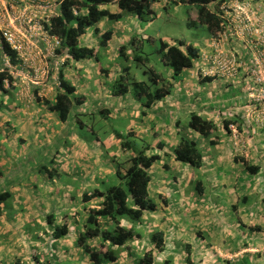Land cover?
Returning <instances> with one entry per match:
<instances>
[{
  "label": "crops",
  "instance_id": "0c3cea01",
  "mask_svg": "<svg viewBox=\"0 0 264 264\" xmlns=\"http://www.w3.org/2000/svg\"><path fill=\"white\" fill-rule=\"evenodd\" d=\"M11 1L21 7L24 5L25 7L28 6V0L27 2L25 0ZM176 1H184L182 4L186 5L189 0H161L157 5L161 3L169 4L170 2L175 5L181 4V2L177 3ZM10 3L8 0H0V16L3 23L8 22L7 15H9V12L5 5L8 4L10 6ZM237 4L244 7L246 14L240 15L238 13V9L235 7ZM113 11L116 12V10ZM217 11L221 17L225 14L230 22H225L224 28L217 34V48L232 50L244 60L245 66L242 74L231 79L216 78L207 81L202 76L197 75L196 68L185 70L176 77L169 71L168 79L171 82L168 87L169 85L172 87L170 94L162 100L154 102L149 109H145L142 102L137 98L128 95L122 97L112 96L116 102L108 100L107 103L109 105L105 108L97 107L95 101L91 102L85 97L86 92L90 90L93 92V89H90V82L94 75L89 76L87 79L86 75L77 73L81 69L86 71L87 67L81 65L80 62L73 66L75 62L72 60L69 62L66 59V55L67 64L63 68L64 73L67 79L76 87L77 97H82L84 103L81 106L74 105L69 120L60 122L58 117L49 111L43 101L45 99L54 101L57 94L60 93L58 74L61 66L57 68L55 61H53L47 74L43 72L35 73L33 68L23 65L10 71V74L15 79L13 83L15 89L9 90L2 95L7 108L5 112L0 113V169L5 174L4 177L0 178V189L3 193L10 192L12 198L9 199V205L11 206L0 217V236H6L4 225L8 222V230L12 231V233L10 236L7 235V240L11 242L14 240L12 239L14 236L16 239V234L13 231L17 228L16 225L20 221L19 218L28 220L29 216L37 217L29 209L32 205H44L46 203V210L49 213H45L46 210H44L41 212L42 216L39 213V217L41 216V219L44 217L43 221L48 225L46 233L44 229L39 232L43 233L42 237L52 238L53 241L47 247L48 253L37 250V245H31L35 249V253L28 257L25 264H53L52 260L61 256H67L69 262L75 260L76 264H89L83 253L79 249L74 248L78 235L76 227L83 225L84 211L90 206L94 208L99 201H93L91 204L82 201L84 193L90 195L92 192L91 189L88 190L81 187L82 178H89L90 184L85 185L87 187L92 185L95 188L97 186L95 179L98 176L103 177L106 173L113 175L118 164L121 166L119 161L129 158L137 152H147V150L149 155L155 154L160 157V160L150 170L152 182L149 191L152 200L157 205V210L154 213L145 214L143 226L139 223L136 227L141 235L140 238L132 241L129 249H124L119 261L113 264H137L147 252L152 250L155 264L159 262L157 261V255L163 254L167 256L166 260L171 259L172 256L169 254L172 253L170 239L160 229L162 224H167L169 221H172V224L176 222L177 225L182 223L194 230L198 223L203 222V219H197L195 216L202 214V209L212 211L214 208L213 213L215 214H213V217L216 221L213 225H217L219 219L216 211L218 212L219 208H224V206H220L217 202L210 201L211 199L209 200L206 197L207 191L204 182L205 190L202 196H197L194 183L200 178L207 179L206 184H208L212 192H216L217 196H224L222 200L226 204H230L229 209L236 205L228 202L229 200L233 201V197L241 198V200L244 197H248L249 203L237 206V209H241V217L243 215L246 216L245 219H242V223L249 224V220L253 219L256 220L255 223H252L254 226L264 227V104L254 106L248 99L244 102L243 96L246 97L247 94L242 91L247 81L244 74L247 72V67L250 66L254 56V44L256 51L262 49L264 0H225L221 6L219 5ZM236 17L240 19L238 22ZM237 24H242V29L236 26ZM255 28L260 29V35L250 34L251 30L255 31ZM119 31L124 42H130L136 38L133 36V30L131 33V30H129L128 34L123 27H120ZM209 33L211 36V32ZM115 40L116 38L113 35L107 48L115 43ZM173 44L175 43L173 42L170 45ZM210 52V43H208V46L202 45L199 49L201 56ZM108 62H111V60ZM197 64H199L198 61ZM40 66L38 64L36 66L38 67L37 69H40ZM104 71L105 69L100 66L97 69V80L100 81L98 82L100 84H97L96 87L98 91L107 88L106 80L113 81V77L110 74L107 76ZM160 77L161 82L158 80L157 84L166 86L165 80H163L161 75ZM34 79H38V85ZM8 97L11 99H8ZM99 98H103L102 93ZM255 110L258 111L251 115L250 113ZM8 111H14V114L8 115ZM115 112H119L120 115ZM192 114H198L218 125L219 144L217 146L210 148L208 142L203 141L189 129V120ZM243 116L250 119L247 124L242 120ZM82 117H92V124L97 123L96 117L99 118V122L103 117L120 118L126 121L129 126L123 132L124 134L111 132L109 136L107 135L111 138L107 137L103 140L94 133L93 126L88 127V131L96 138L94 144L93 141L88 144L80 140L71 131H68V129L73 130L71 127L74 124L81 129H85V123L80 119ZM230 118H236L238 121L239 134L227 133L223 130L222 122L224 119ZM21 122L24 126L26 125L23 131H21ZM69 122H71L70 125ZM251 123L252 125H249ZM37 131L40 132L42 137L47 138L48 144L43 146V144L37 143V138L35 137ZM65 131L67 132L66 137H61L62 140L56 141L54 139L65 134ZM127 133L135 141L132 142L133 147L126 151L123 149L122 144H127L123 139V135ZM185 134H189L195 140L204 142L205 167L203 170L195 171L174 160L173 151L178 145L179 137ZM118 135L122 138H119ZM20 139L21 141L18 143ZM69 140H71V144L67 145ZM13 141L15 143L10 145L9 143ZM141 145L144 147L139 150ZM32 152L34 153L32 154ZM9 153L12 154L11 159H9ZM7 154L8 156H6ZM101 155L104 157L102 158ZM65 158H67L68 162L64 160ZM239 158H243L244 162L248 164L260 167V172L257 175H251L244 169L243 163L237 161ZM16 163H19V168L16 167ZM43 165L48 166L52 172H54L53 169L58 170L62 173L61 176H54L53 179H50L46 174L40 172ZM120 168L122 172H125L129 168V164H125V166ZM172 174L174 175L172 176ZM153 175L156 178H153ZM75 183L79 186L75 185ZM38 188L47 189L52 194L45 199H37ZM72 191H75L78 197L75 200L74 207L71 205L70 193ZM60 195L63 196V199H61ZM176 195L180 198L175 199ZM184 200L186 205H182ZM204 200H206V203L203 202ZM191 203H196V205H188ZM52 205H56V208L63 205L61 214L70 210L68 213L74 215L72 218L75 226L71 227L72 231L68 236L60 240L54 239L50 234V232H53L51 229L58 225L56 220L59 214L57 211L55 214L52 213ZM69 205L71 209H69ZM177 205H180V208ZM20 208H25L26 213L23 214L24 212L20 211ZM229 209L224 210L225 216H227V212H229L228 216L232 214L233 211H228ZM9 210L17 211L18 214L10 213ZM50 216L55 217L52 221V224L54 223L52 227H50ZM259 217L261 218L257 221ZM228 219L229 222H236L237 220L236 217ZM66 222L69 224L67 220L63 224ZM37 225L39 226L37 228H41V224L39 225L38 223ZM130 226L131 224L128 225V227ZM251 229L249 226L246 230V237L238 244L235 243L236 240H233V243H231L232 248H229L228 242L218 240V231L210 229L198 231L195 234L196 236L189 237L188 241H185V238L177 241L179 247L177 253L181 252L183 255L186 254L187 257L185 249L187 245H190L192 249L195 248V250H192V255L197 264H210L212 262L210 259L214 257L228 258V256L231 257V260H234V257L238 258L233 261L234 264H239L238 261L243 257H249L253 263V260L257 259L262 262L261 264H264V232H253ZM141 230L144 231L146 239ZM154 231L163 232L166 236V249L163 253H155L153 246L149 243V237ZM205 236L209 238L208 241ZM40 240L41 237L37 236L36 241ZM2 244L0 243V246ZM60 244L63 245L62 248H65L64 250L60 249ZM219 248H223V252L220 251L213 255L212 252L217 251ZM59 249L60 252L57 251ZM238 250H240L238 252L239 256L226 253H233L232 251ZM173 252L175 253V250ZM27 256H29V253ZM219 260L216 259L217 262ZM217 262L212 264H218ZM181 263L185 264L184 259L179 261L178 264Z\"/></svg>",
  "mask_w": 264,
  "mask_h": 264
},
{
  "label": "trees",
  "instance_id": "16d2710c",
  "mask_svg": "<svg viewBox=\"0 0 264 264\" xmlns=\"http://www.w3.org/2000/svg\"><path fill=\"white\" fill-rule=\"evenodd\" d=\"M161 0H56L57 15L50 21V26L46 25V29L52 36H56L60 40V47L57 50L59 56H66L69 62H80L86 59L96 57V50L91 47L81 46L80 38L87 31L100 24L103 20L120 22L123 19L124 12L134 14L140 19L145 17H153L154 6ZM184 2V1H176ZM225 0H189L187 4L198 9V23L205 25L208 31L212 34H217L223 24V19L219 16L218 7ZM174 4V3H173ZM114 6L116 10H108L109 6ZM114 33L112 30L105 31L101 36L100 47L107 48L112 40ZM135 39V38H134ZM133 39V40H134ZM4 42V41H2ZM130 44V43H129ZM3 50L0 49V68L3 66V57L7 56L11 60L13 66L19 64L16 60L15 53L9 48L6 43H3ZM127 46L123 45L120 48L121 58L128 60ZM160 53L163 54L166 65L173 70L174 76H178L185 70L195 68L202 69V56L197 48L191 45H186L184 42H178L176 45H170L167 42L160 41ZM139 60V58H138ZM197 61L199 64H197ZM60 68L58 74L60 93L57 94L54 101L45 99L43 103L49 111L58 117L60 122H67L71 115L73 106H81L84 103L82 97H77L76 87L67 79L64 73V66ZM197 64V65H196ZM122 74L112 73L105 69V73L112 77L117 76L113 83L112 93L115 97L128 95L131 90H135V98L142 102L145 109H149L154 102L167 97L172 87H159L158 80L161 82L160 74L155 70L150 69L151 84L145 82L131 83L130 82V67L122 69ZM239 77V76H236ZM235 78V77H233ZM207 81L212 78H205ZM231 79V78H230ZM164 80V79H163ZM15 79L10 74V71H2L0 69V93L7 92V88L15 89L13 83ZM6 82L8 86H6ZM260 106L259 104H253ZM4 101L0 95V113H2ZM259 110V109H258ZM250 113L253 115L256 111ZM247 115V114H246ZM248 116V115H247ZM244 117V118H243ZM242 120L245 124L250 120L243 116ZM236 118L224 119L222 122L223 130L227 133L239 134ZM249 125H252L249 124ZM189 129L197 134L203 141L208 142L210 148H214L219 144L218 125L198 114H192L189 120ZM128 134V133H127ZM119 138H122L118 135ZM199 140L193 139L188 135H181L177 147L173 151V157L176 162L184 164L195 171L203 170L205 167V146L204 142H200L204 150L200 148ZM124 150H130L133 145L127 141L122 144ZM160 160L158 155H149L148 150L137 152L134 155L126 158L124 163L129 164V168L121 171V166L118 164L116 168V176L121 180V184L112 185L107 190L101 191L94 189L91 194L84 193L82 201L91 204L93 201H99L94 208L88 207L85 212V218L82 224L77 228L78 235L75 240V249H79L88 259L89 264H113L120 259L124 249H129V245L135 239L140 238V233L136 229V225L141 223L146 213H154L157 210L156 203L150 198L149 188L152 182L150 174L151 168ZM237 161L243 163V167L251 175H257L260 172V167L244 162L243 158ZM49 170L46 165L42 166L41 173L46 174L50 179L54 176L60 177L62 173L53 169ZM5 174L0 169V178ZM207 180V179H206ZM205 178H200L194 183V189L197 196L203 194V182ZM12 198L10 192H1L0 189V217L6 212V207L9 205V199ZM249 198L244 197L240 203L233 205L234 209L237 206L249 203ZM50 227L54 225L52 221L55 217H49ZM126 223L131 224V227L125 226ZM52 237L60 240L69 235L72 231L71 226L66 222L62 226H55L51 229ZM253 232H264V228H252ZM163 232L154 231L150 235V243L152 248L158 253L165 252L166 241ZM187 257L185 264H197L192 255L191 246H187ZM239 264H254L249 257H243L238 261ZM44 264V263H38ZM46 264V263H45ZM137 264H155L153 250L146 253ZM164 264H172L171 259H167Z\"/></svg>",
  "mask_w": 264,
  "mask_h": 264
},
{
  "label": "rangeland",
  "instance_id": "374dc122",
  "mask_svg": "<svg viewBox=\"0 0 264 264\" xmlns=\"http://www.w3.org/2000/svg\"><path fill=\"white\" fill-rule=\"evenodd\" d=\"M8 1L11 2L10 5H13V4L17 5L15 2H12L11 0H8ZM5 7L9 9L8 4ZM114 9L115 7L113 5L108 7V10L112 11ZM153 10L155 11L154 12L155 16L148 17V18L145 17V19H140L138 16L134 14L124 12L123 19L120 22L103 20L100 24L96 25L95 27L90 28L87 31V33L80 38L81 46L94 48L96 49V53H97L96 57L94 58L80 61L81 65H84L87 67V70L85 71V69H81V70H78L77 72L79 74L86 75L87 79L89 76L94 75V78H91L92 81L90 82L91 83L90 89H93V92L91 90L89 92H86L85 97L87 100H91V102L95 101L97 107L105 108L106 106L109 105L107 103L108 100L116 102L112 98L113 93L111 91L112 90L111 86L115 82L116 78H118L117 76L113 77L112 82L106 80L105 84L107 88H104L102 91H98L96 87H97V84H100L98 83L100 81L97 80V74H98L97 69L99 68V66L106 70L111 71L112 73H117L118 75L122 74V71H123L122 69L126 67H130V79H129L130 82L131 83L145 82L147 84H151V74L149 73L150 72L149 70L152 69V70H155L156 73L162 76V78L165 80L166 86H168V84L171 82L168 79V73L169 71L173 73V70L170 66L166 65L163 54L159 52L160 41L162 40L169 44L174 42L175 44L173 45H176L178 42H184L186 45H191L192 47L197 48L198 50L202 47V45L208 46V41L210 40V33L208 31V28L205 25L198 23L199 22L197 20L198 9H196L194 6H190L189 4L185 5L182 3L179 5L178 4L175 5L170 2L169 4H166V3H161L159 5L156 4ZM120 27H123L126 30V33L128 34H129L128 32L129 30H131L130 33L133 30V36H135L136 38L134 40H131L130 42H124L122 40V34L119 31ZM108 30H112L116 40H115V43H113L110 47L103 49L100 47V42L102 38L101 35L105 31H108ZM116 44L118 45L116 46V48H114ZM121 45L127 46L126 54H127L128 60H124L123 58H121V54H120ZM110 60L111 62H108ZM76 65H77V62L73 64V66H76ZM134 91L135 90H131L128 96L135 98L136 91L135 93ZM101 93H102L104 100H102L103 98H99ZM92 95H93V99H92ZM8 99H11V98L8 97ZM247 99H248L247 95L246 97L243 96L244 102ZM6 108H7V105L3 107L2 112H5ZM115 113L120 115L119 112H115ZM7 114L12 115L14 114V111H8ZM80 119L82 122L85 123V129H81L78 125L74 124L71 127L73 128V130L68 129V131L69 132L71 131V133L77 135L80 138V140L87 142L88 144H91L92 141L94 144L95 139H96L95 136H93V134L88 131V127L93 126L92 128L94 130V133L97 136H99L101 140H103L107 138L111 134V132L112 133L120 132L121 134H124L123 132H125L129 126L126 121L120 118L113 119V118L103 117L102 120H100L99 122V118L96 117L97 123L95 124H92L93 122L92 117L90 118L82 117ZM70 123L71 122H69V125ZM25 126L21 122V131L24 130ZM66 133L67 132L65 131V134H62L59 136V138H54V139L56 141L62 140L61 137L63 138L66 137ZM185 135H188L190 137L189 134H185ZM35 137L37 138V143L43 144V146L49 143L47 138L42 137L40 132L38 131L36 132ZM108 138L110 139L111 137H108ZM123 139L126 142L128 141L130 145H132V142L135 141L128 134L123 135ZM55 140H54V143H55ZM20 141L21 139L18 141V143H20ZM197 142L199 143L200 148L204 150V147L200 143L201 141H197ZM14 143L15 141L10 142L9 144L13 145ZM70 144H71V140L68 141L67 145H70ZM43 146L41 145L42 148H44ZM143 147L144 146L141 145L139 150H142ZM53 152L55 151L53 150ZM33 153L34 152H32V154ZM6 156H8V154ZM11 157H12V154L9 153V159H11ZM101 157L103 158L104 156L101 155ZM125 159L126 158H124L123 160L119 162L123 164ZM64 160L68 162L67 158H65ZM16 167L17 168L20 167L19 163H16ZM173 175L174 174H172V176ZM154 177L155 176L153 175V178ZM95 180L97 181V186L95 188L92 185L87 187V185L85 184H90L89 178L88 179L82 178L83 183L81 187L87 188L88 190L91 189L92 191L94 189H99L101 191H104L110 188V186L112 185L121 184V180L116 176V173H113V175L106 173L105 176L103 177L98 176ZM204 183H205L206 191H207L206 197L209 200L211 199L210 201H213L215 203L217 202L220 206H224V208L223 207L219 208L220 210L218 212L216 211L219 222L217 225H213V223L216 221L213 217V214H215L213 213V210H214L213 208L212 211L210 210L208 211V209H202L201 211L202 214H198L195 216L197 219L199 218L203 219V222L198 223L196 229L194 230L191 229L189 226L184 225L182 223H179L177 225V223L175 222L172 224V221L167 222V224H162L160 226V229L166 233V236H168L171 242L170 246H171L172 253H169V254L172 256L171 257L172 264H178L179 261H183V259L185 262V259H186V254L183 255L181 252L177 253L179 249L177 241H179L182 238H185V241H188V238L196 236L195 234L198 233V231H202L205 229L216 230V232L217 231L219 232L218 240L219 241L224 240V242H228L229 248H232L231 243H233V240H236L235 243L238 244L239 242L242 241V239L246 237V230L249 228V226H250V229L252 227L253 228L262 227V226H254L252 223H255L256 220H253V219L249 220V224L242 223V219H245L246 216L243 215L242 216L243 218L241 217V213H240L241 209H234L233 207L229 209L230 204H226V202L222 200L224 196L223 195L217 196L216 192L215 193L212 192L211 188H209L208 184H206V179ZM75 185H77V183H75ZM215 188H220V187H215ZM51 194L52 192L47 191V189L38 188L36 198L45 199L48 195H51ZM149 194H150V191H149ZM54 196L56 197V195ZM60 197L61 199H63L62 195H60ZM70 197H71V205L72 207H74L75 200L78 198L76 195V192L72 191L70 193ZM150 198L152 199L151 194H150ZM179 198H180L179 196L177 195L175 196V199H179ZM233 198H234L233 201H230V200L229 201L227 200V201L231 204L240 203L241 198H238V197H233ZM203 202L206 203V200H204ZM182 203H183L182 205H186L185 200L182 201ZM188 205H196V203L194 204L191 203ZM10 206L11 205H7L6 209L8 210ZM177 206L180 208V205H177ZM46 207H47L46 203L44 205H32V207L29 210L31 213L36 214L37 217L33 218L32 216H29L28 220H26V218L25 219L19 218L20 221L16 225L17 228L15 231H13L16 234V239H15V236L13 238L10 237L14 239L11 242L7 240V235L10 236L12 231L10 232V230H8L9 229L8 222L5 223L4 228L6 229L4 231H5L6 236L5 237L0 236V243H3L5 245L4 247H3V244L0 246V264H18V263L25 264V261H27L28 257H30L31 254L35 253L34 252L35 249H33L31 245H37L38 247L36 248L37 250L48 253L47 247L49 246L51 242H53L52 238L49 239L46 237H42L43 233L39 232L41 229H44L46 233V227L48 224L46 225V223L43 221V219H45L44 217L41 219V216H42L41 212L46 210L47 209ZM62 207L63 205H60L57 208H56V205H52L51 207V211L53 214H55L56 211L59 212L57 216L58 219L56 220V222L58 223V225L62 226L64 221L67 220L69 224L71 225V227L73 228L75 225H74L72 216L74 217V215L68 213L70 210H68V212L66 213L61 214ZM69 209H71L70 205H69ZM225 209H229L228 211H233L232 214L228 216L229 212H227L228 217L225 216L224 214ZM19 210L23 211L24 212L23 214L26 213L25 208L23 209L20 208ZM9 212L15 213L16 215L18 214L17 211H13V210H9ZM39 213H41L40 217H39ZM45 213H49V211L46 210ZM235 217L237 219L236 222H229L228 218L234 219ZM260 218L261 217H259L257 221L260 220ZM38 223L39 225L41 224V228H37L39 227L37 225ZM143 224H144V220L141 221L142 226ZM125 226L128 227V223H126ZM142 232H143L144 238L146 239V235L144 231ZM50 234L52 235V232H50ZM37 236L41 237L40 241H36ZM205 238L207 241L209 240L207 236H205ZM149 243H150V240H149ZM187 246H190V245H187ZM59 247L61 249L63 245L60 244ZM60 249L57 251L60 252ZM64 249L65 248H62L61 250H64ZM193 249L195 250V248ZM174 250H175V253L173 252ZM222 250L223 248H219L217 251L212 252V254L215 255L217 252H220ZM154 252L158 254L157 251H154ZM232 252L233 253H229V252H226V253L238 255V252H240V250L235 251V252L232 251ZM28 253H29V256H27ZM166 257L167 256L163 254L157 255V261H159L157 264H164L166 261ZM67 259H69L67 258V256H61L58 259L54 258L52 262L53 264H76L75 260H73V262H69ZM216 259H220V260L217 262ZM237 259H238L237 257H234V260H231L230 256H228V258L227 257H223V258L214 257L210 259V261H212L210 264L214 262H217L218 264H230V263H233V261H236ZM253 261L255 264L262 263L258 261L257 259H254Z\"/></svg>",
  "mask_w": 264,
  "mask_h": 264
},
{
  "label": "built area",
  "instance_id": "2783aa9c",
  "mask_svg": "<svg viewBox=\"0 0 264 264\" xmlns=\"http://www.w3.org/2000/svg\"><path fill=\"white\" fill-rule=\"evenodd\" d=\"M25 1L27 2V0ZM57 7L56 0H28L27 7L25 5L21 7L18 4L9 6L8 22H1L0 16V38L15 53L16 60L19 62L17 66H13L10 58L4 56L2 71H11L13 67L17 68L23 65L33 68L35 73L47 74L53 61L57 68L66 62L64 56L57 54L60 47L59 38L52 36L46 29V25L50 26L51 19L57 15ZM235 7L240 15L246 14L243 6L236 5ZM250 34L260 35L261 32L260 29L255 28V31ZM261 42L262 49L254 54L251 64L244 74L247 81L242 90L248 94L251 104L259 105L264 104V36H262ZM217 47L218 40L213 39L210 45L211 52L202 55L203 66L202 69L197 68V75L203 78L230 79L242 74L244 62L233 51ZM38 64L41 65L40 69L36 67ZM35 83L38 85V79L35 80Z\"/></svg>",
  "mask_w": 264,
  "mask_h": 264
},
{
  "label": "clouds",
  "instance_id": "9594fccd",
  "mask_svg": "<svg viewBox=\"0 0 264 264\" xmlns=\"http://www.w3.org/2000/svg\"><path fill=\"white\" fill-rule=\"evenodd\" d=\"M237 5H239V4H237ZM221 9H222V12H223V8L221 7ZM220 16V15H219ZM221 17V16H220ZM222 19H223V24H222V28H221V30L224 28L223 27V25H224V23L225 22H229L228 20V18L225 16V14H223L222 15V17H221ZM236 21L238 22L239 21V18H237L236 17ZM230 23V22H229ZM229 23H226V24H229ZM236 26H239V28H241L242 29V24H237ZM220 30V31H221ZM220 31H217V34L220 32ZM251 32H253L252 30H251ZM217 34L215 35V34H212L211 33V36H210V40L208 41V43H210V45H211V42L213 41V39H217ZM254 35V34H253ZM2 41H4L2 38H0V49L1 50H3L2 49V47H3V43H5V42H2ZM10 48V47H9ZM232 51V50H231ZM234 52V51H233ZM257 51H256V48H255V44H254V54L256 53ZM235 53V52H234ZM237 56H238V58L242 61V62H244V60L243 59H241V57L237 54V53H235ZM65 57V56H64ZM253 58V57H252ZM3 59H4V57H3ZM67 59V58H66ZM4 62V61H3ZM64 65V64H63ZM62 65V66H63ZM61 66V67H62ZM249 67V66H248ZM14 68V67H13ZM18 68V67H17ZM1 70H3L4 69V67L2 66L1 68H0ZM196 71H197V68H196ZM205 79V78H204ZM6 86H8V84H6ZM9 90H13V89H11V87H8L7 88V92L9 91ZM7 92H5V93H0V95H1V99L3 100V98H2V95H4V94H6ZM247 94V93H246ZM247 96H248V94H247ZM249 99V98H248ZM5 104V103H4Z\"/></svg>",
  "mask_w": 264,
  "mask_h": 264
}]
</instances>
